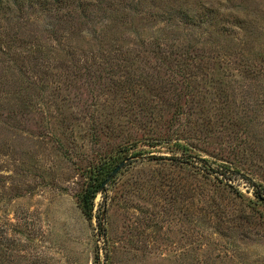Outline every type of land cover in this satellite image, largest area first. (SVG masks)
<instances>
[{"label": "rangeland", "instance_id": "rangeland-1", "mask_svg": "<svg viewBox=\"0 0 264 264\" xmlns=\"http://www.w3.org/2000/svg\"><path fill=\"white\" fill-rule=\"evenodd\" d=\"M0 264H264V0H0Z\"/></svg>", "mask_w": 264, "mask_h": 264}, {"label": "trees", "instance_id": "trees-1", "mask_svg": "<svg viewBox=\"0 0 264 264\" xmlns=\"http://www.w3.org/2000/svg\"><path fill=\"white\" fill-rule=\"evenodd\" d=\"M111 163H112V161L108 160V162H107L108 169H110V165H112ZM106 171H107V169H106ZM218 173L225 175L224 174L225 172H223L222 169ZM104 176H105L104 173H100V174L93 173V174H91L88 178L86 188L82 191V193L77 198L79 207L81 208V210L83 211V213L85 214V216L88 219L92 218L93 199H94L96 192L99 190L100 185L102 184V182L104 180ZM99 226H100V233L102 235H105L106 228L102 224L101 221H99Z\"/></svg>", "mask_w": 264, "mask_h": 264}, {"label": "water", "instance_id": "water-1", "mask_svg": "<svg viewBox=\"0 0 264 264\" xmlns=\"http://www.w3.org/2000/svg\"><path fill=\"white\" fill-rule=\"evenodd\" d=\"M119 170V166L116 167L113 172L103 181V183L101 184V188H103L107 183L108 181L112 178V176Z\"/></svg>", "mask_w": 264, "mask_h": 264}]
</instances>
